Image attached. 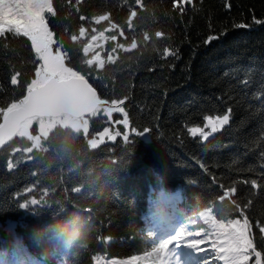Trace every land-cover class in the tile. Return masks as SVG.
Instances as JSON below:
<instances>
[{"label":"trees","instance_id":"obj_1","mask_svg":"<svg viewBox=\"0 0 264 264\" xmlns=\"http://www.w3.org/2000/svg\"><path fill=\"white\" fill-rule=\"evenodd\" d=\"M52 3L57 14L47 16L49 29L72 49L66 64L84 68V59L99 55L105 63L99 75L107 86L89 77L98 96L109 103L127 97L123 106L130 129L148 127L150 132L136 136L129 129L131 142L122 135L115 141L105 137L94 149L91 144L100 141L96 133L103 128L124 132L123 125H110L101 109L87 120L86 135L55 126L41 137L34 126L32 141L15 140L1 152L0 257L4 251L10 259L0 264H105L114 259L175 264L159 244L185 226L188 231L209 229L201 216L209 208L225 223H243L247 217L252 243L264 254V0H183V12L178 0ZM106 14L109 20L95 23ZM209 36L217 38L207 42ZM38 64L27 37H0V109L26 95ZM16 73L18 83L12 85ZM223 115L229 122L207 141L188 131L201 127L209 132L205 117ZM120 118L113 113V120ZM252 181L259 187L253 188ZM32 198L41 202L20 207ZM67 220L84 230L82 241L71 248L54 238ZM201 247L209 248L201 256L221 263L210 243ZM255 261L253 255L248 264ZM192 264H200L193 252Z\"/></svg>","mask_w":264,"mask_h":264},{"label":"snow or ice","instance_id":"obj_2","mask_svg":"<svg viewBox=\"0 0 264 264\" xmlns=\"http://www.w3.org/2000/svg\"><path fill=\"white\" fill-rule=\"evenodd\" d=\"M79 2V0H78ZM191 3V0H188ZM136 4H141L142 0H135ZM181 12H183V0H178ZM56 11L53 7L52 0H0V37H5L11 33L16 36L27 37L31 41V47L35 52L36 58L40 61L35 71V78L27 85L26 95L18 102L12 103L6 109H0L2 112V123L0 130L4 128H18L31 118L37 115L50 114L57 111L72 109L77 112L89 113L93 117L97 116L101 109L104 115L108 118V123L113 127L123 125L124 132L115 131L111 134L109 127L103 128L102 131L96 133L101 143L104 138L115 141L118 136L123 137V141L129 140L128 130L130 122L128 113L123 106L127 97L123 99H114L109 103L107 100H102L97 95V89L93 83L89 82V77L93 78V82L97 79L101 81L102 86L106 87L105 77L99 75V70L104 69L105 63L100 59L99 55L92 56L83 60L84 68L69 66L66 60H70L69 53L71 48H66L64 42L54 39L55 33L49 29L47 16H56ZM136 11L131 12V17H136ZM85 19V17H81ZM109 20V16L101 15L95 18V23L100 24L101 21ZM259 24L261 21L255 20ZM129 26L132 24L131 18L128 20ZM116 24H111V28H116ZM236 27L244 28L246 25L238 24ZM107 30V29H105ZM95 31V29H93ZM85 28L80 29V36H84ZM101 35H103L101 33ZM123 36V31L120 32ZM160 35V33H157ZM215 36H209L207 42L216 39ZM97 37L93 36L92 40ZM115 40L116 37L112 36ZM72 40L76 41L77 37L72 36ZM56 45L55 51L53 45ZM124 48L123 44L119 45ZM137 47L135 42L130 45L131 49ZM92 45L89 43L83 47L82 53L84 57H88ZM129 49H125L128 51ZM166 55L175 56V50H166ZM111 59V56L109 57ZM17 76H12L11 84L18 83ZM230 113V109L228 110ZM121 114L120 119L113 120V113ZM206 127L209 132L204 131L201 127H191L188 131L192 136L199 135L203 141H207L212 133L219 131L229 122V115L223 116H208L205 117ZM131 132L136 136L149 133L148 127L143 130H138L131 127ZM3 138H0V143H3ZM7 167L11 170L14 164L11 160L8 161ZM203 167V165H201ZM253 188L259 187L256 181L251 182ZM27 191H33L28 188ZM231 191H235L232 189ZM226 192L224 196H227ZM224 197H221L223 200ZM40 199L32 198L30 201L22 203L21 208H29V204L37 205ZM204 223L209 225V229L200 227L194 231H188L186 226L180 228L173 236L167 239L166 242L159 244V251L162 253L171 254L176 257L177 253L182 249H190L196 257L199 258L200 264H211L207 257L201 256L202 253L208 252L209 248L201 247L202 245L211 244V247L218 253H223L219 259L225 261V264H248V261L254 255L256 257L255 264H264V254L257 251L250 238L249 221L244 217L243 223L240 220H230L227 223L217 220L213 214V210L209 208L206 212L201 213ZM264 233V227L260 228ZM215 234L216 240H211L210 237ZM189 237H199V239H189ZM217 242L221 245L217 247ZM99 264V261H97ZM114 264V262H113Z\"/></svg>","mask_w":264,"mask_h":264},{"label":"rangeland","instance_id":"obj_3","mask_svg":"<svg viewBox=\"0 0 264 264\" xmlns=\"http://www.w3.org/2000/svg\"><path fill=\"white\" fill-rule=\"evenodd\" d=\"M40 62V61H39ZM34 124H36L37 126L40 127V129L43 131V134L45 135L49 130H51L52 128H54L55 126H58L62 129H70L74 132H83L85 135L88 133V121L87 120H83V121H74L70 118H61L58 120H54V121H47V122H41L38 120H34L32 121L29 126H33ZM28 129V125H26L21 133V136H25L27 138L30 137L29 133L27 132ZM222 130V128L217 131L220 132ZM105 142L101 143L100 141L98 142H94L91 144V146L95 149L100 147L102 144H104ZM219 243V242H218ZM221 245L219 244V247ZM223 253H219V256H222ZM192 257V253L190 251V249H182L180 250L177 255H176V259H177V263L176 264H191L190 261H188V259ZM220 261H224L222 259H219ZM135 264L132 263L130 260H110L108 261V264ZM225 264V261L224 263Z\"/></svg>","mask_w":264,"mask_h":264},{"label":"water","instance_id":"obj_4","mask_svg":"<svg viewBox=\"0 0 264 264\" xmlns=\"http://www.w3.org/2000/svg\"><path fill=\"white\" fill-rule=\"evenodd\" d=\"M108 33H113V32L109 31ZM34 117L52 118V119H59V118H62V117H70V118L75 119V120H81V119L91 118L92 115L89 114V113L77 112V111L72 110V109H66V110H62V111L53 112V113H50V114L37 115V116H34ZM20 128H21V126L18 127V128H15V129H13V128H4V129L0 130V138H3V140H4L3 143H0V152L4 148L8 147L11 144L12 139L20 131Z\"/></svg>","mask_w":264,"mask_h":264},{"label":"clouds","instance_id":"obj_5","mask_svg":"<svg viewBox=\"0 0 264 264\" xmlns=\"http://www.w3.org/2000/svg\"><path fill=\"white\" fill-rule=\"evenodd\" d=\"M54 238L65 248H71L82 241L84 238V230L73 220H67L58 226L57 231L54 233Z\"/></svg>","mask_w":264,"mask_h":264},{"label":"bare ground","instance_id":"obj_6","mask_svg":"<svg viewBox=\"0 0 264 264\" xmlns=\"http://www.w3.org/2000/svg\"><path fill=\"white\" fill-rule=\"evenodd\" d=\"M73 221H75L76 222V220H73ZM6 259H10L6 254H5V252L3 251L2 252V255H1V257H0V260H6Z\"/></svg>","mask_w":264,"mask_h":264}]
</instances>
